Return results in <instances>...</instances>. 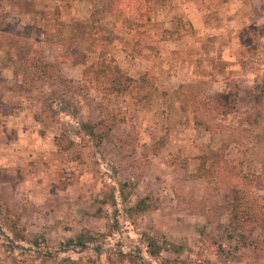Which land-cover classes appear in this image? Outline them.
<instances>
[{
    "label": "rangeland",
    "instance_id": "374dc122",
    "mask_svg": "<svg viewBox=\"0 0 264 264\" xmlns=\"http://www.w3.org/2000/svg\"><path fill=\"white\" fill-rule=\"evenodd\" d=\"M95 1L93 40L72 27L94 0H0V152L35 127L67 190L24 201L48 214L0 202V264H264V0ZM227 51L241 70L217 60ZM102 56L139 83L112 89L110 68L88 70ZM225 166L248 174L240 221Z\"/></svg>",
    "mask_w": 264,
    "mask_h": 264
},
{
    "label": "crops",
    "instance_id": "0c3cea01",
    "mask_svg": "<svg viewBox=\"0 0 264 264\" xmlns=\"http://www.w3.org/2000/svg\"><path fill=\"white\" fill-rule=\"evenodd\" d=\"M222 52L225 53L224 51ZM233 53L236 54V50H233ZM219 58L217 60L220 63H224L223 67L227 70H241L242 66L239 63L238 57H230L228 51L226 56L224 54L223 57ZM17 124L20 129L22 127L21 122H17ZM19 133L21 134V131ZM30 133L33 136V141L25 142L22 140V142L18 143L14 158H7L4 153L0 152V202L3 204V209L8 207L11 209V212L17 213V200H19L20 205L23 206L19 211L23 210L24 213H30L32 215L34 213L40 215L43 213L48 214L45 211L46 209L27 206L24 204V201L29 198L32 203L50 204V202L54 203V199L56 200L62 197L63 193L67 190L62 189L59 184L65 182L66 178L65 176H60V172H58V176H55L56 178L52 174L60 168H64L65 165L54 157V154L57 153L54 142L49 141L46 143L45 141H36L37 134L35 127H31ZM1 146L6 145L1 144ZM11 212L7 211L9 215L12 214ZM22 224L29 230L30 226H27V223ZM47 226H49V223L43 226L42 231L45 234L48 244L55 246L56 241L51 234L53 233L52 227L47 228ZM3 228L11 230L6 221L3 223ZM61 230L62 228L58 229L60 235L59 242H63L69 236Z\"/></svg>",
    "mask_w": 264,
    "mask_h": 264
},
{
    "label": "trees",
    "instance_id": "16d2710c",
    "mask_svg": "<svg viewBox=\"0 0 264 264\" xmlns=\"http://www.w3.org/2000/svg\"><path fill=\"white\" fill-rule=\"evenodd\" d=\"M94 2H95L94 12L92 13L89 21L85 22V23H81L79 25L76 24V27H72V29L74 31L80 30V33H78V35H77L78 37L81 36V31H82V35H88L93 40H96L98 37H101V34H103L104 22H103V18H101L100 14H99V11L101 13V11H103V10H100V8L102 9V7L100 6V4H98L97 1L94 0ZM34 63L36 65H39L37 62H34ZM41 66L49 68L50 66H52V64L46 63V64L41 65ZM89 67L90 68H88V70L95 68V67H100L102 69L110 68L114 73V77L111 81V87H112V89H114L117 92H122V91L128 90L129 88L134 86L136 83H139V80L137 78L130 76L128 74H125L123 72L121 66L117 63V61L114 57H110V58L106 59V57L102 56V58L100 57L97 61L93 62ZM194 107H195V109L197 108L196 104L194 105ZM195 118H196L197 123L203 124L204 121L202 119L199 120V118L197 116H195ZM116 123H117V121H114L111 124V127L113 128L116 125ZM207 128H208V125H207ZM227 166H225L224 168L221 169L220 180L223 181L224 184H226L228 186V188L230 189V191L232 193V197H231V205H232L231 217H232V220L233 221H240V218L251 215V213L248 209H241L246 204V201H247V195H246V191L244 189V186L246 185V182L248 181V179L246 180L248 174L240 173V175L237 177L239 179H235L236 178V177H234L235 174L231 172V169L234 167L231 166L227 170ZM227 173H229L228 176H227ZM240 178H242V179H240ZM135 209H137V211H140V212L147 209V204L145 203V200L138 202L135 205ZM259 209H260L259 215L262 218L261 220H262V224H263L262 229L264 231V203L263 202H260ZM7 224L9 225V228H11L12 230L15 228V225H12L11 223H8V222H7ZM80 243H83V242L81 241ZM153 244H154L153 242L150 243L151 246ZM151 252L153 254H157L158 251L152 250Z\"/></svg>",
    "mask_w": 264,
    "mask_h": 264
}]
</instances>
